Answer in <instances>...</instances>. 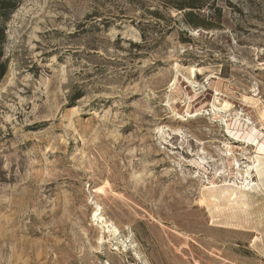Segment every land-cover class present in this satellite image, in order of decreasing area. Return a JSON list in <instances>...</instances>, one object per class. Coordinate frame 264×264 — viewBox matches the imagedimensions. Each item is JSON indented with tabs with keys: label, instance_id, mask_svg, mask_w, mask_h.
Instances as JSON below:
<instances>
[{
	"label": "rangeland",
	"instance_id": "1",
	"mask_svg": "<svg viewBox=\"0 0 264 264\" xmlns=\"http://www.w3.org/2000/svg\"><path fill=\"white\" fill-rule=\"evenodd\" d=\"M18 2L0 264H264V0Z\"/></svg>",
	"mask_w": 264,
	"mask_h": 264
},
{
	"label": "trees",
	"instance_id": "2",
	"mask_svg": "<svg viewBox=\"0 0 264 264\" xmlns=\"http://www.w3.org/2000/svg\"><path fill=\"white\" fill-rule=\"evenodd\" d=\"M18 0H0V82L8 70V59L4 57L3 44L5 42V26L4 22L8 19L9 15L17 8ZM204 3L198 0H179L178 4L174 7L178 10L184 11V21L188 24L197 27L203 25L199 22V18L194 14L193 9H202Z\"/></svg>",
	"mask_w": 264,
	"mask_h": 264
},
{
	"label": "bare ground",
	"instance_id": "3",
	"mask_svg": "<svg viewBox=\"0 0 264 264\" xmlns=\"http://www.w3.org/2000/svg\"><path fill=\"white\" fill-rule=\"evenodd\" d=\"M195 70H194V68H191V72L193 73ZM260 159V158H259ZM257 162V161H256ZM255 163V162H254ZM262 163V162H261ZM263 164V163H262ZM255 166V165H254ZM253 166V167H254ZM260 168H261V166H259ZM258 167V168H259ZM250 168H252V167H249L247 170H246V178L244 179V181H243V183H245V184H243L242 186H239V187H237V189H235V188H228V189H226L224 192H225V194H224V197H223V202L224 203H226V205L227 204H229L228 202H230V203H235V204H240V205H247V196H248V193L249 192H254L253 190V188H252V186L251 185H253V184H251V182L253 181L252 179H248L249 177V172H248V170L250 169ZM255 168V167H254ZM257 168V169H258ZM253 170H255V169H253ZM261 170H263L262 171V174H264V168L263 169H261ZM259 174V173H258ZM236 184V183H235ZM234 184V185H235ZM255 185V184H254ZM230 186V185H229ZM233 186V185H232ZM256 186V185H255ZM210 187V186H209ZM213 187V186H212ZM233 187H235V186H233ZM214 188V187H213ZM216 188H218V187H216ZM221 189V188H220ZM206 195H207V199L212 203V205L213 206H215V208H218V205L220 204L219 202H220V193H218V192H216V191H214V190H209L207 193H206ZM240 198V200L239 201H237V202H235L237 199H239ZM252 198V197H251ZM225 209V208H224ZM243 209H245V208H243ZM234 210V209H233Z\"/></svg>",
	"mask_w": 264,
	"mask_h": 264
}]
</instances>
